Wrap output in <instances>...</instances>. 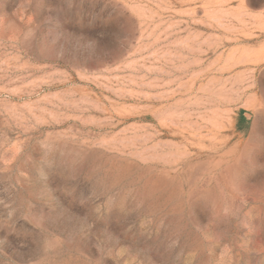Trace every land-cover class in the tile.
Instances as JSON below:
<instances>
[{"label":"rangeland","instance_id":"1","mask_svg":"<svg viewBox=\"0 0 264 264\" xmlns=\"http://www.w3.org/2000/svg\"><path fill=\"white\" fill-rule=\"evenodd\" d=\"M0 264H264V0H0Z\"/></svg>","mask_w":264,"mask_h":264},{"label":"trees","instance_id":"2","mask_svg":"<svg viewBox=\"0 0 264 264\" xmlns=\"http://www.w3.org/2000/svg\"><path fill=\"white\" fill-rule=\"evenodd\" d=\"M241 120H244L243 116L241 117Z\"/></svg>","mask_w":264,"mask_h":264}]
</instances>
